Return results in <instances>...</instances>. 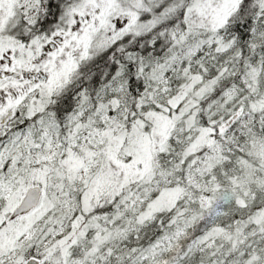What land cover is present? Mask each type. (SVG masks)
I'll use <instances>...</instances> for the list:
<instances>
[{
  "label": "snow or ice",
  "instance_id": "1",
  "mask_svg": "<svg viewBox=\"0 0 264 264\" xmlns=\"http://www.w3.org/2000/svg\"><path fill=\"white\" fill-rule=\"evenodd\" d=\"M0 264H264V0H0Z\"/></svg>",
  "mask_w": 264,
  "mask_h": 264
}]
</instances>
